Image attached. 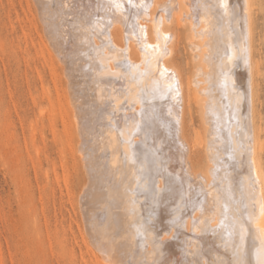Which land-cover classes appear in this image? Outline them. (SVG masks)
<instances>
[{
    "label": "bare ground",
    "instance_id": "1",
    "mask_svg": "<svg viewBox=\"0 0 264 264\" xmlns=\"http://www.w3.org/2000/svg\"><path fill=\"white\" fill-rule=\"evenodd\" d=\"M32 1L67 81L64 126L86 174L79 205L91 263L260 264L252 0H143L147 10L128 0L120 9L113 0ZM172 23L187 30L188 82L173 65ZM187 92L201 115L203 165L186 132Z\"/></svg>",
    "mask_w": 264,
    "mask_h": 264
},
{
    "label": "rangeland",
    "instance_id": "2",
    "mask_svg": "<svg viewBox=\"0 0 264 264\" xmlns=\"http://www.w3.org/2000/svg\"><path fill=\"white\" fill-rule=\"evenodd\" d=\"M252 2L259 64L258 157L264 167V0ZM169 26L176 32L169 42L173 65L188 82L192 66L187 30L175 23ZM66 83L60 63L49 52L33 1L0 0V264H92L79 205L86 174L76 136L64 126L69 115ZM149 92L143 100L150 103ZM121 105L129 109L128 101L123 99ZM184 106L186 132L195 143L193 161L203 165L199 107L189 93ZM157 164L152 158L150 165ZM136 188L137 195L144 194L145 186Z\"/></svg>",
    "mask_w": 264,
    "mask_h": 264
},
{
    "label": "snow or ice",
    "instance_id": "3",
    "mask_svg": "<svg viewBox=\"0 0 264 264\" xmlns=\"http://www.w3.org/2000/svg\"><path fill=\"white\" fill-rule=\"evenodd\" d=\"M113 6L115 8H117V9H120V8L123 7V5L119 2V0H113V3L110 5V7H113ZM128 6L131 7V8H136V7L144 8L145 10H147V8L149 7L148 4L143 3V0H142L140 5L134 4L133 0H128ZM224 7H225V9H227L228 5L226 3H224ZM140 31L143 32L144 30L141 29ZM165 39H168V37H165ZM146 47H151V45H146ZM164 54H167V50L166 49L164 50ZM132 67H134V66L128 65L129 69H131ZM177 94H178V86H177ZM161 96L163 98V93H161ZM225 211H227V208L225 209ZM249 220H250V217H249ZM245 231H246V229L241 227V240H243V234H244ZM260 264H264V260H261Z\"/></svg>",
    "mask_w": 264,
    "mask_h": 264
}]
</instances>
